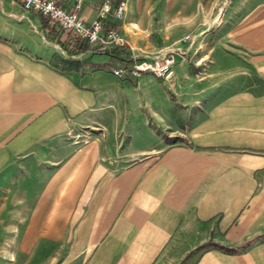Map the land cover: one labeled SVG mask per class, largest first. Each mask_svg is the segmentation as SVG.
Listing matches in <instances>:
<instances>
[{
	"label": "crops",
	"instance_id": "obj_1",
	"mask_svg": "<svg viewBox=\"0 0 264 264\" xmlns=\"http://www.w3.org/2000/svg\"><path fill=\"white\" fill-rule=\"evenodd\" d=\"M101 1L77 16L90 22ZM123 1L106 25L125 45H88L64 71L68 35L0 0V186L13 181L0 233L13 203L28 216L14 250L53 257L60 240L68 264H264V0L236 45L190 66L181 0ZM171 49L182 55L165 80L110 72Z\"/></svg>",
	"mask_w": 264,
	"mask_h": 264
},
{
	"label": "rangeland",
	"instance_id": "obj_2",
	"mask_svg": "<svg viewBox=\"0 0 264 264\" xmlns=\"http://www.w3.org/2000/svg\"><path fill=\"white\" fill-rule=\"evenodd\" d=\"M181 2L183 14L187 15V19H182L178 25L183 26V34L189 35L192 39L191 44L185 42L178 45L180 47L188 45L190 52L187 54L190 57H187L185 61L189 66L190 62H195L196 58L205 61L204 51L207 47L236 45L239 23L244 19L246 24L253 23L254 0H181ZM194 71L202 70L196 68ZM12 184L13 181L10 180L6 182V185L0 186V203L5 192L2 188H10ZM6 208V229L5 233H0V264H68V261L65 262L64 256L67 254L63 251L60 240L54 244L53 257L45 255V246L42 244L29 246L22 242V250H14L20 248L21 244L15 246L14 240L24 236L23 226L28 216L26 218L24 212H20L13 203L7 204ZM41 214L39 213L38 216ZM37 231L44 232L43 229ZM30 248L33 249L31 252Z\"/></svg>",
	"mask_w": 264,
	"mask_h": 264
},
{
	"label": "built area",
	"instance_id": "obj_3",
	"mask_svg": "<svg viewBox=\"0 0 264 264\" xmlns=\"http://www.w3.org/2000/svg\"><path fill=\"white\" fill-rule=\"evenodd\" d=\"M22 11L34 12L46 20L56 24L60 30L68 35V45L72 41L83 42L101 50L105 47H123L125 41L118 30L107 26L106 21L118 22L124 12L123 0H102L96 9L95 16L90 22L78 17L81 0H74L71 10L64 9L60 0H13ZM191 37L185 35L180 42H191ZM182 55L178 49H171L164 53L151 56L132 57L128 65L111 69V74L117 78L130 76L138 78L148 74L155 78L167 79L175 63L174 55ZM74 56L71 55L70 58Z\"/></svg>",
	"mask_w": 264,
	"mask_h": 264
},
{
	"label": "trees",
	"instance_id": "obj_4",
	"mask_svg": "<svg viewBox=\"0 0 264 264\" xmlns=\"http://www.w3.org/2000/svg\"><path fill=\"white\" fill-rule=\"evenodd\" d=\"M87 48H88V45L83 43V42L72 41L71 43H69V45L67 44V50L66 51H67L68 55H76V54L83 52ZM55 66H57L59 70L68 71V70L76 69L78 67V62L74 59H71V58L58 59L55 61ZM206 245L217 247L220 250L227 252V253H231V252L235 251V248L217 246V245L209 244V243H207L205 245L198 246V249L203 247V246H206Z\"/></svg>",
	"mask_w": 264,
	"mask_h": 264
}]
</instances>
